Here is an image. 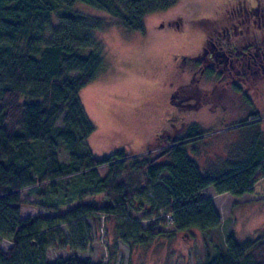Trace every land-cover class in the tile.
I'll return each instance as SVG.
<instances>
[{
  "label": "trees",
  "instance_id": "trees-1",
  "mask_svg": "<svg viewBox=\"0 0 264 264\" xmlns=\"http://www.w3.org/2000/svg\"><path fill=\"white\" fill-rule=\"evenodd\" d=\"M178 2L0 0V238L12 243L0 248V264H93L75 255L49 261L48 251L61 224L73 230L74 221L84 235L83 218L99 214L116 218L115 239L130 248L211 230L221 217L207 188L242 197L264 178V131L253 125L240 128L246 132L238 153L205 166L190 146L202 138L197 125L185 138L164 140L166 162L148 154L129 159L122 151L96 158L88 145L96 126L80 91L106 69L98 33L111 23L81 6L144 31L146 17ZM97 198L108 201L97 204ZM25 205L46 213L23 218ZM206 264H264V234L240 239L229 233L226 250Z\"/></svg>",
  "mask_w": 264,
  "mask_h": 264
},
{
  "label": "rangeland",
  "instance_id": "rangeland-1",
  "mask_svg": "<svg viewBox=\"0 0 264 264\" xmlns=\"http://www.w3.org/2000/svg\"><path fill=\"white\" fill-rule=\"evenodd\" d=\"M221 3L222 0H179L170 9L146 17L144 31L126 29L108 14L81 6L84 12L111 23L107 30L98 33L105 46L106 69L80 91L85 111L96 126L87 140L96 158L122 151L129 159L148 154L144 158L152 160L158 157V163L170 160L168 156L161 157V154L165 139H177V126L180 127L177 109L168 102L169 95L177 89L181 78L177 73V64L182 63L179 52L186 50L184 44H190V38H199V30L195 28ZM169 20L180 22L184 29H159L156 26ZM230 93L225 118L228 112H232L234 114L229 115L231 119L213 121L202 119V114L196 111L182 112L189 122L200 123V131L209 133L190 145L198 149V153L192 155L204 166L222 162L243 147L240 145L245 141V129L223 130L228 129L229 123L240 121L239 115L252 110L251 98L257 100L253 107L261 101L264 115V95L261 98L249 93V100L245 101L242 94ZM170 108L176 109V112L171 114ZM252 125L251 128L264 131V120ZM191 130L192 125L187 123L181 135H187ZM161 134L163 137L159 138ZM100 171L105 173L106 168ZM149 192L150 196L158 198L153 189ZM208 193L213 196L221 217V225L217 228L207 231L191 229L178 232L173 238L159 237L146 246L130 248L115 239L116 218L99 214L83 218L84 235L80 234L74 221L73 230L61 224L59 232L54 235L58 243L49 249L48 260L75 255L88 258L93 264H206L226 250L229 233L235 232L240 239L264 234V178L256 183L252 194L242 197L217 194L214 189ZM23 196L27 197L26 193ZM107 201L97 198L95 203ZM21 212L23 218L46 213L26 205ZM148 223V220L143 221L145 226ZM166 229L172 231L174 227L169 223ZM11 245L10 240L0 238L1 249L7 250Z\"/></svg>",
  "mask_w": 264,
  "mask_h": 264
},
{
  "label": "flooded vegetation",
  "instance_id": "flooded-vegetation-1",
  "mask_svg": "<svg viewBox=\"0 0 264 264\" xmlns=\"http://www.w3.org/2000/svg\"><path fill=\"white\" fill-rule=\"evenodd\" d=\"M204 19L195 28L199 30V38H190V44H184L186 50L179 52L182 63L177 64V73L181 78L177 89L168 97V102L177 109V123L180 122L177 139L192 134L194 125L198 126L197 132L209 134L200 131V123L189 122L182 112L196 111L202 114V119L213 121L231 119L232 112L225 118L230 92L242 94L245 101L249 100V93L258 97L264 95V0H222L221 5ZM156 26L159 29H184L175 20ZM256 102V98H251L252 110L239 115L240 121L229 123L227 128L240 129L262 122L261 101L253 107ZM170 109L171 114L176 112V109ZM187 123L192 125V130L182 136Z\"/></svg>",
  "mask_w": 264,
  "mask_h": 264
},
{
  "label": "crops",
  "instance_id": "crops-1",
  "mask_svg": "<svg viewBox=\"0 0 264 264\" xmlns=\"http://www.w3.org/2000/svg\"><path fill=\"white\" fill-rule=\"evenodd\" d=\"M228 130H232V129H228ZM224 131V130H223ZM226 131V130H225ZM209 190H213V189H211V187H209V188H207L205 191H206V194H207V196L209 197V198H211L212 200H213V196L212 195H210L209 193H208V191ZM213 202H214V200H213ZM214 204H215V202H214ZM215 207H216V204H215Z\"/></svg>",
  "mask_w": 264,
  "mask_h": 264
}]
</instances>
